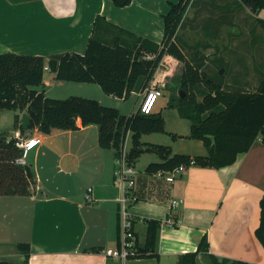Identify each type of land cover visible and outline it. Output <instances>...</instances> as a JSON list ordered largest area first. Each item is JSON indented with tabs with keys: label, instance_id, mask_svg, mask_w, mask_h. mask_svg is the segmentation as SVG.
<instances>
[{
	"label": "crops",
	"instance_id": "0c3cea01",
	"mask_svg": "<svg viewBox=\"0 0 264 264\" xmlns=\"http://www.w3.org/2000/svg\"><path fill=\"white\" fill-rule=\"evenodd\" d=\"M177 1L132 0L128 5L117 6L113 0H0V52L9 50L46 57L43 81L33 87L37 91L57 98H97L105 105H116L121 114L118 100L135 95L141 102L146 90L158 82L166 87L160 86L161 96L170 95L169 104L173 109L168 114L176 117L180 113L173 97L178 86L173 84L170 91L167 89V82L175 81L172 69L153 75L144 89L135 90L125 98L105 92L98 83L60 80L48 61L55 54L84 53L99 15L102 18L98 19L96 33L104 39L112 31L125 35V29L162 43L164 15L169 12L171 2ZM60 91L68 93L66 96L54 93ZM161 96L154 113H166L157 108ZM3 109L0 108V122ZM24 112L17 109L15 113H20L21 122ZM15 115L13 127L0 128V132L19 127L15 125ZM187 120L190 131L176 133L172 139L179 145L185 137L192 144L177 149L171 144L166 146L171 154L207 156L209 152L203 141L189 136L191 121ZM76 123L77 128H52L48 133L38 125L25 131L42 136L37 146L23 150L21 156L22 164L29 165L34 174L35 184L28 194H0V261L25 264L27 248L18 243L27 242L28 264L120 262L105 253L106 248L121 243V188L115 176L117 152L114 147L99 144L98 124L84 125L81 117ZM156 132L143 134L141 140L145 142L144 147L148 146L143 153L156 151L160 159L149 161L143 169L135 167L133 193L137 199L129 202L139 245L146 240V218L164 220V223L158 230L154 255L131 257L126 264H176L180 254L197 250L203 236L207 238L209 252L220 260L242 259L264 264V241L257 235L260 225L264 233L260 203L264 195L261 138L255 139L249 150L240 152L232 164L221 167L191 164L170 181L147 168L166 153L155 147L162 143L143 140L144 135ZM129 135L132 136L131 131L127 139ZM136 161L133 160L134 166ZM169 217L177 222L175 226L167 222ZM197 264L213 262L210 255L200 252Z\"/></svg>",
	"mask_w": 264,
	"mask_h": 264
},
{
	"label": "trees",
	"instance_id": "16d2710c",
	"mask_svg": "<svg viewBox=\"0 0 264 264\" xmlns=\"http://www.w3.org/2000/svg\"><path fill=\"white\" fill-rule=\"evenodd\" d=\"M117 6H125L132 0H113ZM253 11L264 8V0H241ZM191 0L171 2V8L164 15L165 32L162 43L137 36L123 29L124 34L115 33L103 38L96 33L97 16L93 33L84 53L65 52L49 56V67L56 72L60 80L98 83L109 94L129 97L135 90L144 89L152 79L163 55L169 52L180 59L185 55L175 40L178 26ZM264 26V19H262ZM176 36V35H175ZM174 37V39H173ZM149 55H154L149 57ZM184 72L180 79V88L186 91L181 95L178 110L182 117L191 121L192 138L201 139L207 147V156H190L182 153L171 154L166 145H156L164 149L160 161L151 162L148 170L170 171L184 164H199L221 167L236 161L237 155L250 149L255 139L264 142V74L254 91L227 90L213 78L202 73L200 68L185 59ZM46 57L41 54H24L13 51L0 52V108L26 111L31 116L29 128L38 125L45 133L52 128H77L76 120L81 117L84 125H99V144L102 147H114L116 156L125 142L129 131L132 132V146L129 160L133 163L136 156L147 148L141 137L145 133L164 130V118L159 113L143 114L138 110L130 115L121 114L114 106L105 105L94 98L70 96L66 98L50 97L33 88L43 81ZM204 85L203 99L198 100L199 87ZM188 89L193 99L187 100ZM201 91V92H202ZM20 113L15 115V125L26 131L20 124ZM9 131L0 132V194H28L35 184L34 174L29 165L17 161L23 150L13 142H7ZM159 149V150H160ZM262 216H264V195L261 198ZM147 236L143 245L137 242L138 251L132 257L153 256L161 220L146 218ZM257 235L264 241L263 226L257 228ZM26 247V262L29 258V244L19 242ZM94 249H99L98 247ZM205 252L211 256L213 264H262L247 260H220L209 252L206 236L199 242L197 250L184 252L177 258L176 264H197V256ZM0 264H14L0 261ZM122 264V263H116Z\"/></svg>",
	"mask_w": 264,
	"mask_h": 264
},
{
	"label": "rangeland",
	"instance_id": "374dc122",
	"mask_svg": "<svg viewBox=\"0 0 264 264\" xmlns=\"http://www.w3.org/2000/svg\"><path fill=\"white\" fill-rule=\"evenodd\" d=\"M262 19H264V8L255 12L241 0H191L183 21L177 28L176 36L174 35L185 58L180 59L166 52L154 75L170 69L175 71L173 79L175 81L172 83L173 81L170 79L167 82V89L170 91L173 84L178 86L173 97L177 104L180 102L181 94L186 95V91L180 88L185 59L193 62L202 73L213 78L215 83L221 84L227 90H256L264 74V26ZM222 68L224 71L220 73ZM160 75L164 74L160 73ZM156 85L166 88L165 85H160L158 82ZM202 88L204 91L209 90V87L204 85L199 87L198 100L203 99ZM54 93L66 96L68 92ZM192 95L193 93L188 89L187 100H192ZM107 98L113 103L116 102L110 97ZM169 101L170 95L166 94L160 97L157 104L158 110L162 108L163 113H167H164L165 115L161 113L164 118L163 127L166 131L159 130L149 136L146 134L143 136V140L149 139L163 145L171 144L175 149L183 145L187 147L192 144L188 138L183 137L184 139L180 141L179 145L172 138L176 133L189 132L190 123L187 118H182L178 114L176 117L168 114V111L173 109L170 107ZM118 103L121 112L126 115L135 112L140 105V101L136 99L135 95L126 100H118ZM108 105L117 107L114 104ZM15 113V109H3L0 128L11 129ZM126 146L128 148L132 146L131 135L128 136ZM155 147L160 149L158 146ZM160 150L164 151V149ZM135 159H137L135 167L143 169L146 163L158 160L160 156L156 151L142 152ZM159 178H166V174L159 175ZM128 208L130 211L131 206L129 205ZM169 262L172 263V259Z\"/></svg>",
	"mask_w": 264,
	"mask_h": 264
},
{
	"label": "built area",
	"instance_id": "2783aa9c",
	"mask_svg": "<svg viewBox=\"0 0 264 264\" xmlns=\"http://www.w3.org/2000/svg\"><path fill=\"white\" fill-rule=\"evenodd\" d=\"M163 94L161 87L154 86L146 90L145 95L140 102L139 111L143 114L152 113L159 96ZM42 140L41 135H30L25 133L20 127L10 131L6 136V141L15 143L16 146L22 150H29L37 146ZM127 138L119 149V155L116 158L117 166L115 169L116 182L121 188L120 201V245L115 247H108L105 250L107 256L117 258L122 264L134 256L137 251V236L134 231L133 217L129 211V202L137 199L133 193L136 186L137 170L132 162L129 160L130 148L127 145ZM18 162L24 163L22 157L17 159ZM185 169V165L181 164L178 167L166 172L163 170L157 171V175L166 174V179L173 181L175 176ZM173 204H177V200H173ZM168 223L174 226L177 222L169 217ZM164 220H161V226Z\"/></svg>",
	"mask_w": 264,
	"mask_h": 264
},
{
	"label": "water",
	"instance_id": "95a60500",
	"mask_svg": "<svg viewBox=\"0 0 264 264\" xmlns=\"http://www.w3.org/2000/svg\"><path fill=\"white\" fill-rule=\"evenodd\" d=\"M224 71V69L222 68L221 70H220V73L221 72H223ZM181 95H184V93L183 94H181ZM22 127L25 129V130H27V129H29V127H30V123H31V116L27 113V112H24L23 114H22Z\"/></svg>",
	"mask_w": 264,
	"mask_h": 264
}]
</instances>
